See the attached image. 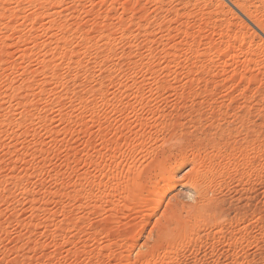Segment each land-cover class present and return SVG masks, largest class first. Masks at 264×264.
Returning <instances> with one entry per match:
<instances>
[{
	"label": "rangeland",
	"instance_id": "rangeland-1",
	"mask_svg": "<svg viewBox=\"0 0 264 264\" xmlns=\"http://www.w3.org/2000/svg\"><path fill=\"white\" fill-rule=\"evenodd\" d=\"M261 212L264 0H0V264H246Z\"/></svg>",
	"mask_w": 264,
	"mask_h": 264
},
{
	"label": "snow or ice",
	"instance_id": "snow-or-ice-1",
	"mask_svg": "<svg viewBox=\"0 0 264 264\" xmlns=\"http://www.w3.org/2000/svg\"><path fill=\"white\" fill-rule=\"evenodd\" d=\"M141 191L142 196V208L145 212H148L153 206V200L155 197L152 195V186L144 181ZM245 227H248L250 236L253 237L254 243L248 250L246 264H264V212L259 214V219L255 216H250L248 220L244 221ZM253 226L255 231H253ZM131 264V262H129ZM191 264V262H189ZM207 264H211L208 261Z\"/></svg>",
	"mask_w": 264,
	"mask_h": 264
},
{
	"label": "bare ground",
	"instance_id": "bare-ground-1",
	"mask_svg": "<svg viewBox=\"0 0 264 264\" xmlns=\"http://www.w3.org/2000/svg\"><path fill=\"white\" fill-rule=\"evenodd\" d=\"M164 194H165V190H164V188H162L157 194V199H159V200L163 199Z\"/></svg>",
	"mask_w": 264,
	"mask_h": 264
}]
</instances>
